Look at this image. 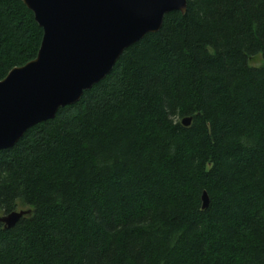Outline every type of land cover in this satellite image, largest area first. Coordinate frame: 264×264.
Masks as SVG:
<instances>
[{"label": "trees", "instance_id": "obj_1", "mask_svg": "<svg viewBox=\"0 0 264 264\" xmlns=\"http://www.w3.org/2000/svg\"><path fill=\"white\" fill-rule=\"evenodd\" d=\"M160 26L1 148L0 216L31 215L0 223V264H264V0H187ZM41 30L0 0V80Z\"/></svg>", "mask_w": 264, "mask_h": 264}, {"label": "water", "instance_id": "obj_2", "mask_svg": "<svg viewBox=\"0 0 264 264\" xmlns=\"http://www.w3.org/2000/svg\"><path fill=\"white\" fill-rule=\"evenodd\" d=\"M42 29L35 58L8 70L0 80V150L12 147L35 124L109 74L126 48L157 32L164 15L184 13L187 0H21ZM191 118L182 119L188 126ZM201 208L208 206L204 191ZM29 208L0 216L4 228Z\"/></svg>", "mask_w": 264, "mask_h": 264}, {"label": "rangeland", "instance_id": "obj_3", "mask_svg": "<svg viewBox=\"0 0 264 264\" xmlns=\"http://www.w3.org/2000/svg\"><path fill=\"white\" fill-rule=\"evenodd\" d=\"M252 62V65H255V66H259L262 64V60H261V57L258 56L256 59L254 60H251ZM27 206H22V208H26Z\"/></svg>", "mask_w": 264, "mask_h": 264}, {"label": "bare ground", "instance_id": "obj_4", "mask_svg": "<svg viewBox=\"0 0 264 264\" xmlns=\"http://www.w3.org/2000/svg\"><path fill=\"white\" fill-rule=\"evenodd\" d=\"M104 78H105V77H104ZM16 143H17V142H16ZM16 143H15V144H16ZM15 144H14V145H15ZM14 145H13V147H14Z\"/></svg>", "mask_w": 264, "mask_h": 264}]
</instances>
